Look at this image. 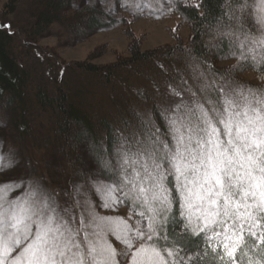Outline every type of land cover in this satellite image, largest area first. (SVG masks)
Returning <instances> with one entry per match:
<instances>
[{
  "label": "snow or ice",
  "instance_id": "6c2138e0",
  "mask_svg": "<svg viewBox=\"0 0 264 264\" xmlns=\"http://www.w3.org/2000/svg\"><path fill=\"white\" fill-rule=\"evenodd\" d=\"M237 10L229 20L242 30L247 15L257 29L232 41L225 58L246 62L231 71H264V0H243ZM230 83L215 99L209 85L201 87L208 108L196 98L166 109L171 141L141 117L144 138L121 139L116 165L102 164L114 167V179L74 186L64 193L70 204L38 180L0 182V264H202L210 254L229 264H264V90ZM14 166L0 163V170ZM121 204L127 217L98 211ZM170 220L184 235L169 230ZM192 237L203 248L190 249Z\"/></svg>",
  "mask_w": 264,
  "mask_h": 264
},
{
  "label": "rangeland",
  "instance_id": "374dc122",
  "mask_svg": "<svg viewBox=\"0 0 264 264\" xmlns=\"http://www.w3.org/2000/svg\"><path fill=\"white\" fill-rule=\"evenodd\" d=\"M35 1L20 0L14 14L4 15L6 0H0V23L6 25L17 39L30 24L27 10ZM197 1L175 0V5L180 2L193 5ZM169 2L170 0H72L74 4L72 9L84 5L97 6L117 19H124L125 22L108 30L95 31L86 38L81 37L74 30L53 25L32 51L27 52L18 44L17 55L31 72L35 83L47 88L51 95L56 94L55 85L60 80L61 83H65L69 92L79 93L78 101L82 100L88 104L86 107L83 106V111L92 117L96 124L104 118L113 120L119 133V141L127 137L131 143L133 133H136L135 139L144 138L141 117L145 122L151 121L153 132L159 129L161 138L171 141L166 121L162 118V113L166 109L174 107L181 101L191 105L196 98L208 108L210 106L205 100V93L201 91V87L205 84L209 85L208 94L215 99L221 95L219 89L225 87L227 90V87L231 86L230 82L233 81L225 77L212 78L194 58L186 55L185 65L170 68L162 61L154 67L156 69L142 68L136 75L132 72L129 83L118 84V92L115 93L118 101L113 102L111 95L109 99L107 92L100 91L98 85L94 86L93 95L80 92L79 78H82L67 65L84 61L94 65L112 64L130 55L129 47L132 39H137L144 51L174 45L178 40L187 43L192 33L190 24L178 14L176 7H168ZM237 15H240L239 11ZM109 21L104 20L105 23ZM232 23L235 24V29L231 27L225 31L233 32L234 35L231 37L235 38L234 40L237 38L243 40L244 32H255L257 29L252 17L247 15L244 17L242 32L235 20ZM49 53L57 57L64 68L56 64ZM90 56H93V59L89 61ZM240 62L243 61L228 58L217 62V66L230 70ZM235 76L250 85L264 86V71L247 69ZM242 85L250 88L248 85ZM189 89L191 92L188 91ZM173 90L180 95H173ZM191 93H195V97ZM122 104L125 107L121 109L122 113H119ZM2 106L0 104V163H14L15 166L10 171L0 170V182L23 180L26 186L29 181L38 180L46 188L60 194L62 205L66 202L71 203L64 193L71 192L76 185H83L87 189L90 180L108 183L104 178L96 176L97 168L89 158L85 160L82 168L72 166V163L67 161L63 148L58 144L53 119L49 114L36 115L32 119V133L20 138L12 131L11 109L6 110ZM124 123L128 127L127 133L122 130ZM132 151H135V147ZM113 160L116 162L117 157ZM104 161L108 160L103 159L101 166ZM20 191L21 189L17 188L10 195L16 196ZM89 195L91 196V193ZM98 211L101 215L127 217L129 207L127 204H121L115 211L105 209Z\"/></svg>",
  "mask_w": 264,
  "mask_h": 264
},
{
  "label": "trees",
  "instance_id": "16d2710c",
  "mask_svg": "<svg viewBox=\"0 0 264 264\" xmlns=\"http://www.w3.org/2000/svg\"><path fill=\"white\" fill-rule=\"evenodd\" d=\"M19 2L20 0H6L4 15L14 14ZM240 3H243V0H198L193 5L177 3L175 7L178 14L190 24L192 31L187 43L178 40L174 45L144 51L139 41L132 39L129 47L130 55L127 58L105 65H94L88 61L67 65L82 78H79L80 92L93 95L94 86L98 85L100 91L107 92L109 99L111 95L113 102L118 101L115 98L118 84L129 83L132 72L136 75L142 68L153 70L162 61L170 68L185 65L186 55L194 58L212 78L225 77L233 82L248 85L254 90H264V86H253L238 80L235 75L246 71H231L238 64L227 72H225L227 69L217 66L220 60L237 59L235 56L225 58L235 38L221 37L219 32L231 27L235 29V24L232 23L234 20H229L228 14L237 10ZM72 7H74L72 0H36L27 10L30 24L22 31L19 39L7 29L6 25L0 23V104L6 110L11 109L12 131L20 138L32 133V119L36 115L49 114L53 119L58 144L63 148L67 161L71 162L72 166L82 168L85 160L89 158L97 168L96 176L110 183L114 179L115 169L113 167L104 170L101 163L106 159L113 166L116 165L113 159L116 157L119 133L114 126L115 122L104 118L99 122L96 121V124L92 117L83 111V106L86 107L88 104L82 100L78 101L79 93L69 92L65 83H61L60 80L55 85L56 94L51 95L47 88L35 83L31 72L17 55L18 44L25 51H32L53 25L74 30L81 37L86 38L95 31L108 30L125 22L124 19H117L97 6H77L76 9ZM237 13L238 10L236 15ZM105 19L110 21L105 23ZM240 31L242 32L243 29ZM51 56L56 64L62 66L57 57ZM92 59L93 56H90L89 61ZM256 70L258 71L259 68ZM123 107L124 104L119 107V113H122ZM122 130L128 132L125 123L122 125ZM173 210L176 211L175 205ZM168 228L170 231L184 235L177 221L170 220ZM191 240L192 243L188 245L190 249L203 248L199 237H192ZM208 251L211 252L210 249ZM202 264H229V262L227 257L223 262L214 260L213 255L210 254L203 257Z\"/></svg>",
  "mask_w": 264,
  "mask_h": 264
}]
</instances>
